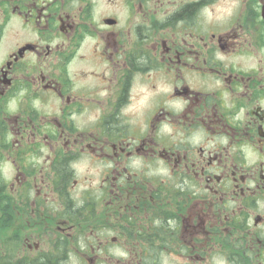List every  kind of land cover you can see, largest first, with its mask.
<instances>
[{
  "label": "flooded vegetation",
  "instance_id": "flooded-vegetation-1",
  "mask_svg": "<svg viewBox=\"0 0 264 264\" xmlns=\"http://www.w3.org/2000/svg\"><path fill=\"white\" fill-rule=\"evenodd\" d=\"M0 264H264V0H0Z\"/></svg>",
  "mask_w": 264,
  "mask_h": 264
}]
</instances>
